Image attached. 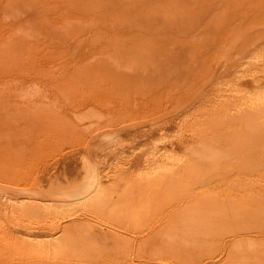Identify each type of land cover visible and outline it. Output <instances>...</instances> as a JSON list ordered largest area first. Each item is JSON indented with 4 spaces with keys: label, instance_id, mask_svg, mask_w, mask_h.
<instances>
[{
    "label": "rangeland",
    "instance_id": "rangeland-1",
    "mask_svg": "<svg viewBox=\"0 0 264 264\" xmlns=\"http://www.w3.org/2000/svg\"><path fill=\"white\" fill-rule=\"evenodd\" d=\"M165 1L0 0V264H264V0Z\"/></svg>",
    "mask_w": 264,
    "mask_h": 264
},
{
    "label": "bare ground",
    "instance_id": "bare-ground-1",
    "mask_svg": "<svg viewBox=\"0 0 264 264\" xmlns=\"http://www.w3.org/2000/svg\"><path fill=\"white\" fill-rule=\"evenodd\" d=\"M146 1H147V0H146ZM167 1H168V0H166L165 2H167ZM174 1H175V0H169L168 2L171 3V4H173ZM176 1H177V0H176ZM201 1L203 2V0H200V1L198 2L199 5L202 3ZM144 2H145V1H144ZM180 2H181V1H180ZM200 2H201V3H200ZM205 2H207V3H211L212 0H205ZM205 2H204V3H205ZM115 3H116V2H115ZM146 3H147V2H146ZM146 3H145V4H146ZM169 3H168V4H169ZM182 3H183V2H182ZM136 4H137V3H135V5H136ZM145 4H143V5L141 4L143 8L136 7V6H135V7H136V8H140V9H145V7H146V6L144 7ZM137 6H140V5H137ZM200 6H201V5H200ZM211 6H212L211 4H208V5H207V7H211ZM218 6H219V5H217L216 7H218ZM147 8H148V7H147ZM200 8H201V7H200ZM202 8H203V7H202ZM204 8H205V7H204ZM173 9H175V7H174ZM176 9H178V8H176ZM176 9H175V10H176ZM198 9H199V8H198ZM206 9H207V8H206ZM153 10H154V9H153ZM153 10H152V11H153ZM171 10H172V9H171ZM179 10H180V9H179ZM182 10H183V7H182ZM203 10H204V9H203ZM142 11H143V10H142ZM194 11H195V10H194ZM204 11H205V10H204ZM144 12H145V11H144ZM154 12H155V10L153 11V13H154ZM157 12H158V15H161V16L163 17V20H164V18H166V17H165V16H166V15H165L166 13H161V12H159V11H156V13H157ZM184 13H185V12H184ZM189 13H190V12H189ZM191 13H192V12H191ZM196 13H197V12H196ZM196 13H194L193 17H196V18H197V21H199L201 15L203 14V11L199 10L198 13H197V14H196ZM148 14H149V13H148ZM168 14L170 15V12H167V15H168ZM181 14H182V13H181ZM185 14H186V13H185ZM158 15L155 16V17H158ZM140 16H141V15H140ZM152 16H153V15H152ZM191 16H192V15H191ZM162 17H161V18H162ZM168 18H169V17H168ZM155 19H156V18H155ZM155 19H154V20H155ZM149 22H150V21H149ZM155 27H156V26H155ZM131 36H132V35H131ZM248 36H250V35H247V37H248ZM252 36H253V35H252ZM252 36H250V37L252 38ZM241 37L243 38V37H245V35L243 34V35H241V36L233 37V38L228 42L229 45H228L227 47H232V48H234L235 50L237 49L236 51H237V52L240 51V52H239L240 54H241L242 51H246V50H242V48H244V47H241V46H244L245 44L243 45V43L240 41V40H241ZM247 37H246V38H247ZM250 37H248V38H249V40H251V42H252L254 36H253L252 39H251ZM256 37H257V36H256ZM256 37H255V38H256ZM246 38H244V40H245ZM255 38H254V39H255ZM258 38H260V37L258 36ZM249 40L246 39L245 41H248V42H249ZM258 40H259V39H258ZM238 41H239V42H238ZM255 41H256V40H255ZM255 41H254L251 45H253L254 43L257 42V41L255 42ZM260 41H262V40H260ZM248 42H247V43H248ZM258 43H259V42H258ZM258 43H256L257 45H255V44H254V45H255V46H258ZM261 43H264V41H262ZM248 44H249V43H248ZM254 45H253V46H254ZM260 45H261V47H262V45H264V44H260ZM260 45H259V47H260ZM245 47H247V44H246ZM249 47H250V45H249L247 48H249ZM247 48H246V49H247ZM257 48H258V47H256V49H253V47H252V50H257ZM238 49H239V51H238ZM260 49H261V48H259V50H260ZM249 50H251V49H249ZM262 51H264V50H261V52H262ZM170 53H172V52H170ZM244 53H245V52H244ZM249 53H251V52H249ZM252 53H253V55L255 54L254 52H252ZM257 53H259V52H257ZM257 53H256V54H257ZM233 54H234V53H232V55H233ZM256 54H255V55H256ZM167 55H168V54H167ZM244 55H245V54H244ZM244 55H243V56H244ZM247 55H248V51H247V54H246L245 56H247ZM258 55H261V53L258 54ZM258 55H257V56H258ZM249 56H250V55H249ZM257 56H256V57H257ZM261 56H262V55H261ZM167 57H169V56H167ZM169 58H170V57H169ZM247 58H248V56H247ZM170 59H171V58H170ZM165 61H166V60H164V62L162 63L163 66H164ZM221 61H222V60H221ZM168 62L170 63V61H168ZM252 62H253V61H252ZM99 64H100V63H99ZM167 64H168V63H167ZM167 64H165V66H166ZM220 64H221V63H220ZM223 65H224V63H223ZM99 66H100V65H99ZM168 66H169V64L167 65V67H168ZM221 67H222V66H221ZM215 68H216V67H215ZM163 69H165V67H164ZM221 69H222V68H221ZM221 69H220V70H221ZM251 69H252V68H251ZM165 70H167V68H166ZM251 71H252V70H251ZM217 73H218V72H217ZM235 73H236V72H235ZM150 75H151V74H149V76H150ZM247 75H248V74H247ZM154 76H155V75H154ZM163 76H164V75H163ZM151 77L153 78V76H151ZM151 77H146V80H143L142 83H144V84H146V85H148V86L150 87L151 85H153V83L156 82L155 79H152ZM236 79H237V78H236ZM169 80L171 81V79H169ZM136 82H139V80H137ZM171 82H172V81H171ZM167 83H168V82H167ZM170 84H171V83H170ZM256 84H257V82H256ZM256 84H255V85H256ZM156 85H157V84H156ZM150 88H152V87H150ZM252 88H253V87H252ZM233 89H234V88H233ZM256 89H257V88H256ZM235 90H236V89H235ZM257 90H258V89H257ZM168 91H169V92H167V93H170V89H169ZM253 91H254V90H253ZM172 92H173V91H172ZM249 92H250V91H249ZM254 92H255V91H254ZM257 92H258V91L255 92L256 95H258ZM259 92H261V89H260ZM156 93H157V92H156ZM157 94H158V93H157ZM225 94H226V93H225ZM246 94H247V93H246ZM261 94H262V93H260V95H261ZM248 95H250V94H248ZM260 95H259V96H260ZM262 95H264V94H262ZM262 95H261V97H262ZM153 96H154V95H153ZM178 96H179V95H178ZM233 96H234V95H233ZM239 96H240V95H239ZM254 97H255V96H254ZM261 97H260V98H261ZM240 98H241V96H240ZM251 98H253V97H251ZM262 98H264V97H262ZM245 99H246V98H245ZM247 99H248V98H247ZM247 99H246V100H247ZM255 99H256V98H255ZM255 99H254L255 104L252 102V104H250L251 106H250L246 101H245V103L248 104V105L250 106L251 109H253L252 107H253L254 105L256 106V104H257ZM152 100H154L155 103H157V100L155 99V96L153 97V99L151 98V103L153 102ZM237 100H238V99H237ZM251 100H252V99H251ZM239 101H240V100H239ZM259 101H260V100H259ZM261 101H264V100H261ZM147 102H148V101H147ZM149 102H150V101H149ZM224 102L227 104L226 101H224ZM236 102H237V101H236ZM236 102H235V103H236ZM248 102H249V101H248ZM233 103H234V102H233ZM237 103H238V102H237ZM239 103H240V102H239ZM239 103H238V104H239ZM249 103H250V102H249ZM238 104H237V105H238ZM253 104H254V105H253ZM258 104H259V106H261V104H260L259 102H258ZM262 104H264V103H262ZM245 107H246V105H245ZM254 108H256V107H254ZM246 109L248 110V107H247ZM227 110H228V109H227ZM235 110H236V109H235ZM247 110L245 111V109H244V112H248ZM253 110H254V109H253ZM259 110H260V109H259ZM259 110H258V112H260ZM232 111H233V110H232ZM237 111H238V110H237ZM250 111H251V110L249 109V112H250ZM262 111H264V107H262ZM262 111H261V113H262L261 115H262V116L259 115V116L261 117V119L264 118V112H262ZM225 112H227V111L225 110ZM230 112H231V111H230ZM249 112H248V113H249ZM254 112H255V111H254ZM141 113H142V112H141ZM235 113H236V112H235ZM238 113H239V112H238ZM238 113H236V115H237V117L240 118V119L242 118L241 115H243V116L245 115V114H243V113H240V114L238 115ZM248 113H247V114H248ZM252 113H253V112H252ZM142 114H143V113H142ZM223 114H224V113H223ZM259 114H260V113H259ZM230 115H231V114H230ZM251 115H252V114H251ZM254 115H256V114H254ZM254 115H253V116H254ZM257 115H258V114H257ZM212 116H213V115H212ZM239 116H240V117H239ZM259 116H258L257 118H256L255 116H254V117H250V118H251V119H250L251 122H249V123H248L249 119H247V123H248V124H247V123H246V124H243V121H242V120L245 121V119H242V120H241V122H242L243 125H245V126L247 125L246 129L248 128V130H247L246 134L248 135V134L250 133V134H249L250 136H249V137H248V136L246 137V134H245V132H244L245 128H244L243 131H242V130H240V131H242V133L245 134V136H243V137L249 139L251 145H252V143H253V144H254V143H256V144H258V143H264V129H260V130H262V132H261V131L259 130V128H261V127H260L261 125H259L258 121L256 122V120L260 119ZM226 117H228V116H226ZM232 117H233V116H232ZM244 117H245V116H244ZM246 117H247V116H246ZM246 117H245V118H246ZM248 117H249V116H248ZM127 118H128V117H127ZM209 118H212V117H209ZM217 118H218V117H217ZM206 119H207V118H206ZM206 119H205V120H206ZM213 119H215V117H214ZM213 119H212V120H213ZM210 120H211V119H210ZM121 121H122V120H121ZM206 121H207V120H206ZM223 122H224V121H223ZM259 122H260V121H259ZM209 123L211 124V122H209ZM209 123H207V124L209 125ZM235 123H237V122H235ZM235 123L233 122L234 125H236ZM261 123H262V121H261ZM261 123H260V124H261ZM119 124H120V123H119ZM237 124H238V123H237ZM242 124H241V125H242ZM213 125H215V123H214ZM231 125H232V124H231ZM239 125H240V124H239ZM241 125H240V126H241ZM32 126H33V125H32ZM209 126H210V125H209ZM221 126H222V127H221ZM223 126H224L223 124H220L219 127L223 129ZM206 127H207V126L205 125V128H206ZM224 127H225V126H224ZM228 127H229V126H227V128H226V129H223V130H225V131H226V130H231L232 132H231V131H230V132H231L232 134L236 135L235 133L237 132V131H236L237 129H235V127H233V129H235V130H232V129H228ZM236 127H239V126H236ZM262 127H264V124H262ZM208 128H210V127H207V129H208ZM216 128H218V127H216ZM216 128H215V130H212V129H214V128H212L211 131L214 133V131H216ZM238 129H240V127H239ZM223 130H221L222 133H223ZM218 131H220V130L218 129ZM225 131H224V133H225ZM233 131H235V132L233 133ZM245 131H246V130H245ZM227 132H229V131H227ZM230 132H229V133H230ZM215 133H216V132H215ZM229 133H228V134H229ZM238 133H241V132H239V130H238ZM238 133H237V134H238ZM242 133H241V134H242ZM232 134H230V135H232ZM241 134H240V135H241ZM226 135H227V134H226ZM226 135H225V136H226ZM236 136H239V134L236 135ZM232 137H233V136H232ZM234 138H236V137L234 136ZM240 138H241V140H239V141H242V137H240ZM240 138L238 137V139H240ZM222 139H223V138H222ZM248 139H247V140H248ZM72 140H74V139H72ZM243 140L246 141L245 139H243ZM239 141H238V142H239ZM244 141H243V142H244ZM250 143H249V144H250ZM72 144H73V143H72ZM247 146H248V145H246V147L244 146L245 149L243 148V150H242V151H243L242 153H244V154H241L242 156H240L242 159H241L240 157H238V158H240L241 160H240L239 163H237L236 165H238V164L240 165V164H242V163H246V162H248V161H249V162H262V163H264V156H259L260 154H259L258 156H256V155H257V154H256L257 152L254 153V151H257V148H258V146H260V144H259L257 147H253V146H251V150H250ZM247 148H248V149H247ZM254 148H255V150H254ZM260 148H261V147H259V149H260ZM262 148H264V147H262ZM259 149H258V151H259ZM246 150H247V151H246ZM249 150H250V153H251L252 150H254L253 153H251V154H252L251 156H250V154L248 153ZM261 150H262V149H261ZM261 150H260V151H261ZM240 151H241V150H240ZM262 151H264V150H262ZM224 152H225V151H224ZM238 153H239V152H238ZM247 153H248V155H247ZM261 153H262V152H261ZM262 154H264V153H262ZM224 158H225V157H224ZM224 158L222 157V159H224ZM239 165H238V166H239ZM231 166H233V165H231ZM238 166H237V167H238ZM238 175H239V176H238ZM236 176L241 177L240 173H238V172L236 173ZM261 176H264V171H258V173L256 174L255 177H253L252 174H243V178L246 179V180H254V179H256L257 177H261ZM238 177H237V178H238ZM168 197H169V196H168ZM226 197H227V196H226ZM226 197L224 196L223 198H226ZM228 199H229V200H225V201L223 202V204L220 203V204L217 206V207H218V210H217V213H216V214L220 213L221 215L228 216V219H229V217H234V218L237 217V216H235L236 214H238V217H237V218H239V219H240L242 216H245V217L247 216V217H248L249 214H251L252 217H254V216H258V215H260V214H264V192H261L260 195L253 196V197L251 198V200H247V201H245L244 203H241V202L236 203V206H237V204L240 205V207H238V206H239V205H238L236 208L233 207L234 199H232V197H231V199H230V197H229ZM167 200H168V199H167ZM219 207H220V208H219ZM215 208H216V207H215ZM213 209H214V208H213ZM233 211H234V212H233ZM213 212H214V211H213ZM222 217H223V216H222ZM247 217H246V218H247ZM186 219H187V218H186ZM241 219H244V218L242 217ZM188 220H189V219H188ZM232 220H233V219H232ZM226 224H227V225H226ZM226 224L222 223V227L224 228V225H225V227L228 226V225H232V223H231V224H230V223H229V224L226 223ZM232 226H235V224L233 223ZM229 228H231V227L229 226ZM235 228H236V226H235ZM237 228H238V227H237ZM225 229H228V228H225ZM196 230H197V229H196ZM246 239L248 240V237H246V238H244V239H242V240H246ZM249 239H250V238H249ZM239 240H240V239H239Z\"/></svg>",
    "mask_w": 264,
    "mask_h": 264
}]
</instances>
